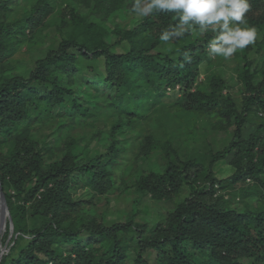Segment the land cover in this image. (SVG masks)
Instances as JSON below:
<instances>
[{
    "label": "trees",
    "instance_id": "obj_1",
    "mask_svg": "<svg viewBox=\"0 0 264 264\" xmlns=\"http://www.w3.org/2000/svg\"><path fill=\"white\" fill-rule=\"evenodd\" d=\"M248 2L244 19L257 35L228 59L239 63L241 93L235 94L233 83L211 67L200 79L207 44L216 33L199 34L193 25L178 29L183 35L168 42L159 39L162 30L178 25L177 13L153 11L127 26L136 14L135 0H67L60 9L53 0H0V183L13 217L12 238L19 234L15 243L27 241L0 264H127L129 259L151 264L145 257L149 251L156 253L155 264H264V68L253 57L264 56V0ZM55 14L61 32L64 26L72 30L27 70V58L18 52L26 47L31 59L36 34L45 35L46 22ZM115 16L121 22L112 29L102 23ZM81 57L104 67L110 102L89 106L78 96L86 84L80 77ZM159 105L204 117L214 114L208 130L223 137L224 144L218 148L211 142L202 159L182 160L172 142L164 141L165 171L130 170L136 190L162 203L166 212L154 210L143 216L146 221L133 214L125 223L109 222L104 213L89 211L92 202L75 199L71 188L84 177L104 192L133 157L138 163L143 157L150 161L158 139L146 136L136 150L134 143L123 145L118 134L129 128L130 115ZM100 107L116 109L120 117L109 127L98 124L93 135L70 131L65 150L51 157L49 134H41L42 129L64 115L103 121ZM18 130L25 132L17 136ZM96 145L103 151L97 152ZM223 164L230 165L231 176L217 174ZM194 181L210 189L197 186L177 201ZM216 184L248 188L242 190L241 205L233 207L231 200L215 195ZM26 208L31 218L43 221L41 226L29 227ZM5 233L8 238L9 222Z\"/></svg>",
    "mask_w": 264,
    "mask_h": 264
},
{
    "label": "rangeland",
    "instance_id": "obj_2",
    "mask_svg": "<svg viewBox=\"0 0 264 264\" xmlns=\"http://www.w3.org/2000/svg\"><path fill=\"white\" fill-rule=\"evenodd\" d=\"M53 3L56 9H60L66 5L67 0H53ZM20 4L27 5L28 3L21 1ZM50 18L48 19L49 22H46V27L44 28L45 35H43V33H38L35 36L37 44L31 51V59H29L27 53H24L26 47H23L22 50L18 52V55H22L27 58L26 61L29 63L27 65V70H30V67H32L33 62L36 59L45 57L52 49H57L63 37L68 36L72 30L70 26H64L62 27L61 32L58 29V27L61 26L60 16L55 14L51 19ZM141 19V16L135 14L133 21L128 23L127 26L133 23L137 24L141 21ZM91 20L98 21L95 18H92ZM120 22V18L115 16L108 22L102 23L112 29ZM232 57L233 56L229 58L231 59ZM253 57L258 59L260 67L264 68V56L253 54ZM229 58L213 56L209 52L208 59L200 65V79L205 78L209 67H211V69L221 72L225 78L233 83V93L238 94L241 93V83H239L238 80L239 63L231 60L229 61ZM80 63V77L86 82V84L81 86V91L78 93L82 102L89 106H94L99 102H110L108 96V92L110 94V89L103 81L102 76H104V67H102L100 61H90L81 57ZM91 68H94L93 71ZM179 88L180 87H177L176 90H179ZM101 111L105 112V118L103 121H97L95 124L87 118L79 115H73L72 117L64 115L61 116V118L54 120V124H49L47 125V128L42 129L41 134H49V141L47 145L51 148L50 156L55 157V154H59L61 149H63V151L65 150L64 137L71 136V132H73L74 135L89 133H92L93 135L98 124L106 122L107 127H109L114 120L120 117L118 110L108 109L107 107H100L98 109V117L100 116ZM128 118H130L129 128L126 132H120L118 134V138L125 146L130 143L136 144V150H139L144 138L146 136L153 135L154 138L158 140L153 144L151 160L149 161L146 157H143L140 158L138 163V160L133 157L131 159L130 167L125 166L124 170L118 174V177L113 179L115 184L110 187L108 186L104 192H99L94 188L93 184L86 183L84 180L87 178L84 177H80L71 188L75 199L92 202L94 204L93 209H89V211L97 215L104 213L107 217V221L109 222L116 221L125 223L133 217V214H136V216L139 215L136 218L137 220L146 221L143 216H151L154 212H166L162 203L158 201H151V197L149 195H142L140 191L136 190L135 177H133L132 171L130 170L133 167L136 169L137 174L140 173V170L142 171V168L147 170L149 168H153L158 172L165 171L167 164V151L164 141L170 140L172 142V149L178 152V155L182 160L193 158L202 159L209 151V143L211 142H213L218 148L222 147L224 144V141H222L224 139L223 137L217 138V136L215 137L212 135L211 131L208 130L210 124L216 120V116L214 114L209 115V117H204L197 114L177 112L175 109L165 108L163 105H159L158 109L145 108L142 109V111L134 113V115H130ZM206 129L209 132V138H207L208 132ZM252 131V127L246 128L244 135L247 137ZM24 132L25 131L18 130L16 131V135L21 136ZM94 143L96 144V142ZM96 146L95 150L97 152L103 151L99 145ZM104 152L106 151L104 150ZM136 164L138 165L137 168H135ZM216 171L217 174L223 178L232 175L231 167L228 164L219 165L216 168ZM247 185L248 187L253 188L254 183L252 181H248ZM126 186L129 187L128 190L124 189ZM197 186H199L197 181H194V183L188 186H184L181 196H178L176 200L181 201L187 196H190ZM200 187L210 189V184L204 186L200 185L199 188ZM214 187L217 190L215 195L225 196L226 199L231 200L233 207L241 205L242 190L248 189L245 188L243 184H240L239 188L235 190L226 189L222 185L218 184ZM247 200L248 198L245 199V201ZM144 207L145 210L143 212L139 211V209H143ZM31 212V208H26L25 221L28 223L29 227L32 229L41 226L43 221H35L30 217ZM6 234L7 233L2 236L0 244V249L4 248L5 254H16L20 251L21 244L25 245L27 242L26 240H22L20 243H15L19 234H16L14 238L10 237V235L6 238ZM25 237L30 238L27 234ZM13 245L15 246V249H12ZM145 257L151 264L156 263L155 252L149 251ZM132 262V259H129L127 264H131Z\"/></svg>",
    "mask_w": 264,
    "mask_h": 264
},
{
    "label": "clouds",
    "instance_id": "obj_3",
    "mask_svg": "<svg viewBox=\"0 0 264 264\" xmlns=\"http://www.w3.org/2000/svg\"><path fill=\"white\" fill-rule=\"evenodd\" d=\"M249 8L248 0H135L133 6L141 17L149 16L153 11L177 13L178 25L162 30L159 36L164 42L183 35L178 29L185 26L190 29L198 25L199 34L210 29L216 35L207 44V49L211 55L224 58L254 43L256 28L248 26L244 19Z\"/></svg>",
    "mask_w": 264,
    "mask_h": 264
},
{
    "label": "water",
    "instance_id": "obj_4",
    "mask_svg": "<svg viewBox=\"0 0 264 264\" xmlns=\"http://www.w3.org/2000/svg\"><path fill=\"white\" fill-rule=\"evenodd\" d=\"M0 188H1V183H0ZM2 214H4L6 218L9 220L8 222H10V237H12V234L14 232L13 219H12V216L9 210V205L6 199V195L1 188L0 189V233H1ZM4 254H5L4 248H1L0 249V261L2 257L4 256Z\"/></svg>",
    "mask_w": 264,
    "mask_h": 264
},
{
    "label": "bare ground",
    "instance_id": "obj_5",
    "mask_svg": "<svg viewBox=\"0 0 264 264\" xmlns=\"http://www.w3.org/2000/svg\"><path fill=\"white\" fill-rule=\"evenodd\" d=\"M1 220L2 221H1L0 244H1L2 236L5 235L6 228H8V219L6 218V216L4 214H2V219Z\"/></svg>",
    "mask_w": 264,
    "mask_h": 264
}]
</instances>
